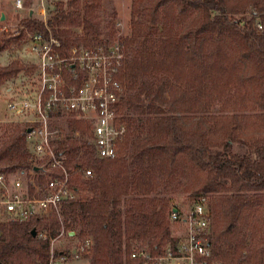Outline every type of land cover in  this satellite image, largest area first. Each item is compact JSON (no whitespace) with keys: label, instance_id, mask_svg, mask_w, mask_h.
Here are the masks:
<instances>
[{"label":"trees","instance_id":"obj_1","mask_svg":"<svg viewBox=\"0 0 264 264\" xmlns=\"http://www.w3.org/2000/svg\"><path fill=\"white\" fill-rule=\"evenodd\" d=\"M102 3H55L47 24L65 49L115 40L117 13L104 29ZM131 6L130 32L120 37L126 54L120 113L128 131L118 157H96L86 137L91 124L69 118L81 136L70 133L59 147L93 175L74 178L79 197L65 204L62 221L0 225V264H48L51 239L62 230L92 238L83 255L90 264H143L132 258L135 250L159 253L176 241L169 219L179 207L172 204L176 192L209 200L215 259L264 264V33L257 29L264 0ZM20 25L18 34L0 37V52L26 39L24 29L47 34L41 18ZM24 68L20 60L0 68V86ZM27 134V126L0 127V172L35 168ZM34 228L49 237L33 236Z\"/></svg>","mask_w":264,"mask_h":264},{"label":"built area","instance_id":"obj_2","mask_svg":"<svg viewBox=\"0 0 264 264\" xmlns=\"http://www.w3.org/2000/svg\"><path fill=\"white\" fill-rule=\"evenodd\" d=\"M16 6L23 8L22 0ZM257 21V29L264 33V12ZM41 19L47 34L25 30L26 45L33 63V72L23 89L9 100L12 113L27 118V145L35 168L21 172H0V225L11 222H42L52 217L62 221L65 204L79 197L73 186L78 175L92 176L93 169L84 168L60 149L65 129L57 124L69 118L91 124L86 135L99 159H116L118 145L126 137L128 125L120 109L126 93L120 75L126 54L121 41L122 32L115 40L93 45H73L67 49L47 24V12L42 1ZM121 26L122 23H119ZM80 137V131L75 132ZM40 177H44L42 183ZM176 209V210H175ZM169 219L176 241L164 246L159 253L147 247L137 249L132 258H142L143 264H225L215 259L208 243L211 210L207 199L194 200L187 208H174ZM37 229V228H36ZM66 233L62 230L51 239L48 264H66L79 260L88 253L92 238L75 239L72 247L59 249L57 243ZM42 239L49 237L37 230ZM57 250L61 251L57 253Z\"/></svg>","mask_w":264,"mask_h":264},{"label":"rangeland","instance_id":"obj_3","mask_svg":"<svg viewBox=\"0 0 264 264\" xmlns=\"http://www.w3.org/2000/svg\"><path fill=\"white\" fill-rule=\"evenodd\" d=\"M42 1L44 8L47 12V20L50 18V15L54 12V5L58 1H67V0H22L23 8H18L16 6L17 0H0V37L4 34H10L12 36L18 34L21 27L22 19H25L29 16H35L36 18H41L40 13L42 9ZM132 0H103L102 3V19L103 27L107 22L111 20L110 14L114 11L117 13L115 18L117 24L116 35L122 32L121 36H126L130 32L131 28V10H132ZM3 14H5V19H2ZM119 23H122L120 26ZM25 38H18V40H13L7 45V48L0 52V68L10 65L14 61L20 60L24 64L25 68L19 73V76L6 81L0 86V127L15 125V126H26L27 123L24 120L27 118L24 115H16L12 113L9 109L8 103L11 98L14 97L16 93L19 92V89H23L26 86V82L29 81V75L33 72V63L30 60L28 55L29 50L26 45ZM69 119L60 120L58 122L59 127H64L65 137L72 133L75 136L69 125ZM74 133V134H73ZM77 137V136H75ZM84 154L81 153L80 156ZM28 171V170H26ZM30 171H28L29 173ZM173 203L177 204L181 208H187L194 201L187 194H181L179 192L172 194ZM209 202V200H208ZM35 223V222H34ZM36 225L38 223L36 222ZM172 230L173 225H171ZM76 242L75 239H71L69 235H64L60 238L57 243L59 249L72 247V244ZM66 264H90L86 259L71 260Z\"/></svg>","mask_w":264,"mask_h":264},{"label":"water","instance_id":"obj_4","mask_svg":"<svg viewBox=\"0 0 264 264\" xmlns=\"http://www.w3.org/2000/svg\"><path fill=\"white\" fill-rule=\"evenodd\" d=\"M2 19H5V14H3ZM30 131H31V129H28V132H30ZM31 233H32L33 236L36 237V235H37V229L36 228L32 229ZM69 235L72 237L74 235V233L72 232Z\"/></svg>","mask_w":264,"mask_h":264},{"label":"crops","instance_id":"obj_5","mask_svg":"<svg viewBox=\"0 0 264 264\" xmlns=\"http://www.w3.org/2000/svg\"><path fill=\"white\" fill-rule=\"evenodd\" d=\"M74 233V232H73Z\"/></svg>","mask_w":264,"mask_h":264}]
</instances>
